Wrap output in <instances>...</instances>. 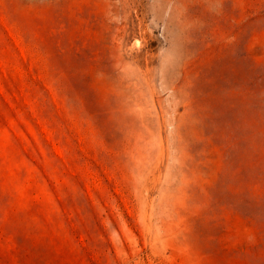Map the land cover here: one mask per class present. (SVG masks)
<instances>
[{
    "label": "rangeland",
    "instance_id": "obj_1",
    "mask_svg": "<svg viewBox=\"0 0 264 264\" xmlns=\"http://www.w3.org/2000/svg\"><path fill=\"white\" fill-rule=\"evenodd\" d=\"M0 264H264V0H0Z\"/></svg>",
    "mask_w": 264,
    "mask_h": 264
}]
</instances>
